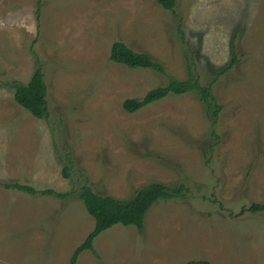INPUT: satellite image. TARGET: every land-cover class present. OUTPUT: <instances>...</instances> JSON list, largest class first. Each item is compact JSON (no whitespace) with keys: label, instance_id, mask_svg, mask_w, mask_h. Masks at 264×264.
I'll use <instances>...</instances> for the list:
<instances>
[{"label":"rangeland","instance_id":"rangeland-1","mask_svg":"<svg viewBox=\"0 0 264 264\" xmlns=\"http://www.w3.org/2000/svg\"><path fill=\"white\" fill-rule=\"evenodd\" d=\"M39 3L37 18L38 0H0V264H69L94 228L81 187L125 200L151 183L185 198L156 202L141 233H101L76 264H264V214L246 211L264 205V0H178L181 20L155 0ZM116 41L209 87L216 118L195 91L127 113L168 79L110 62ZM38 62L47 120L11 88ZM15 183L71 194L2 186Z\"/></svg>","mask_w":264,"mask_h":264},{"label":"trees","instance_id":"trees-1","mask_svg":"<svg viewBox=\"0 0 264 264\" xmlns=\"http://www.w3.org/2000/svg\"><path fill=\"white\" fill-rule=\"evenodd\" d=\"M178 0H155V2L164 10L171 12L174 16L181 20L176 12ZM41 5L38 0V9L36 12L39 18V10ZM178 28H181L179 23ZM181 31V30H180ZM182 34V33H181ZM110 62L123 65L128 68L151 69L152 71L166 76L168 83L164 87H157L149 90L142 98L126 99L122 103V108L127 113H135L142 108L160 101L169 94L184 95L195 91L198 99L206 106L208 110L213 109V116L216 118L218 106H215L214 99L210 94L209 87L199 86L193 79L176 80L167 75L164 67L159 62L146 53L136 52L132 48L120 41H116L111 45L108 57ZM236 63V57L233 55L232 61L228 68ZM38 66L33 72L29 81L25 84L15 83L12 85L13 98L17 105L22 107L31 116L38 120H47L49 116L48 105L46 100L47 86L44 81L42 65L38 62ZM188 65V69H189ZM215 122V121H214ZM69 157V156H68ZM63 176L68 177L67 167L63 168ZM6 189H12L30 195L53 196L60 200L67 199L71 193H59L53 190H36L33 187L21 184H3ZM185 189V190H184ZM77 198L82 202L86 212L94 220V228L87 235L83 243L73 252L70 263L76 264L78 256L85 250L93 251V241L103 232L115 225L124 227L133 226L140 233L143 231L144 217L149 209L159 200H173L177 198H185L186 188L180 186L177 188H168L162 183H151L136 190L130 199H118L112 196H100L91 188L83 186L79 190ZM250 213H263L264 205L253 203L247 210ZM245 211L242 210L241 214ZM184 264H211L208 261L192 260Z\"/></svg>","mask_w":264,"mask_h":264}]
</instances>
